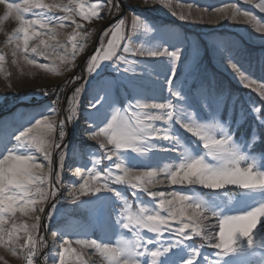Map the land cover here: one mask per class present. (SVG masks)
Listing matches in <instances>:
<instances>
[{
    "label": "snow or ice",
    "instance_id": "1",
    "mask_svg": "<svg viewBox=\"0 0 264 264\" xmlns=\"http://www.w3.org/2000/svg\"><path fill=\"white\" fill-rule=\"evenodd\" d=\"M161 3L171 10L166 0ZM0 6L4 9L0 25L10 19L16 22L4 41L11 64L23 62L54 75L71 72L86 52L90 36L86 25L106 20L121 7L119 0H0ZM194 6L188 4L189 9ZM256 7L264 12V0ZM212 12L210 23L256 21L236 3L226 2ZM171 15L177 16L176 11ZM190 18V12L178 16L181 21ZM137 28L146 37L138 47L132 40ZM255 31L264 39V24L257 22ZM99 40L86 59L88 87L82 84L67 97L66 116H59L58 95L43 111L18 112L13 120L0 121V264H9V256L21 264H38L47 247L39 234L42 215L46 205H50L49 222L62 214L59 193L69 155L81 165L74 172L81 182L77 186L71 181L67 198L77 208L106 214L100 225L105 238L89 239L86 231L53 230L52 237L60 239H53L43 264H230V260L264 264V154H255L257 144L264 143L262 116L256 115L257 125L246 137L237 138L235 122L219 118L225 96L216 91L214 82L186 91L178 79L183 51L171 31L137 16L131 34L126 35L125 21L120 19L104 28ZM219 55L242 87L264 100V82L246 75L231 54ZM129 56L157 59L148 63ZM197 56L194 49L192 62L185 65L186 78H195ZM7 59L8 54L0 51V72ZM109 67L115 77L103 75ZM80 79L73 75L62 87ZM165 86L174 100L158 101ZM43 94L47 96L48 90ZM232 108L231 103L229 113ZM250 108L251 114L260 112L259 106ZM81 120L83 132L96 142L102 156L64 143L67 126ZM173 124L180 125L188 138L182 139ZM160 153L175 156L160 168L151 163L160 159ZM104 160L109 164L101 168ZM165 184L180 187L152 190ZM113 185L124 186L133 201ZM241 223L243 227L238 226ZM165 234L170 238L165 240ZM195 238L203 243L197 246ZM205 247L214 253L204 252Z\"/></svg>",
    "mask_w": 264,
    "mask_h": 264
},
{
    "label": "rangeland",
    "instance_id": "2",
    "mask_svg": "<svg viewBox=\"0 0 264 264\" xmlns=\"http://www.w3.org/2000/svg\"><path fill=\"white\" fill-rule=\"evenodd\" d=\"M20 2V0H15ZM120 10L117 12L113 10L111 15L107 16L104 21H93L91 24L86 25V29L90 32L89 39L87 41L86 52L81 54L76 60V67L71 72H63L60 75H54L51 72L45 73L42 69L35 68L31 65L21 62L20 65L11 64V55L9 48L5 47L4 41L6 39L5 33L11 32L16 26L14 20L5 21L0 25V51L8 54V59L5 63V71L0 72V101L6 100L12 96H18L17 107L14 106L9 112L0 115V121H11L14 119L18 112L28 111H43L49 105V95L43 96V90L49 88L58 89L61 88L65 80H69L73 75L80 76L82 79L77 80L75 83H70L65 88L64 100L61 104L59 116H66V109L68 107L67 97L71 96L76 87H80L82 84L85 88L88 87V74L86 73V59L87 55H90L95 47L99 44L100 35L104 28L124 19L126 35L131 34L134 27V17H140L142 21L146 20L150 25H155L161 28L163 31H171L176 34L178 42L181 44L183 51V62L178 64L179 73L178 79L183 81V85L186 91L194 92L201 83L214 82L216 91L223 93L225 96V103L223 110L220 114V119L235 122L234 131L237 138L246 137L253 127L257 125L256 115L262 116L261 123L264 124V115H262V107H264V100H262L258 92H253L251 89L242 87L239 83V77L228 66V61L221 60L219 53L222 51L224 56L231 54L232 59L238 64L240 69L251 78L264 82V39L259 38L260 34L256 33V23L264 24V12H261L257 4L260 0H253L252 3H246L245 0H166L170 3L171 10L176 11L177 16L171 15V10L166 8L161 0H119ZM226 2L236 3L242 11H249L256 17V21L244 22L242 19L233 21L229 19L216 20L214 23H210L209 20L213 19L215 14L212 12L214 7H220ZM194 4L195 6L189 9L188 4ZM207 9V12H204ZM3 6H0V15H3ZM191 13V18L186 21H181L178 16L182 13ZM203 17V18H201ZM71 30L70 28L68 29ZM218 30H227L232 34L212 33ZM146 39L142 35V29L137 28L136 32L132 34V40L135 46H139L142 40ZM260 48V49H258ZM198 52V56L194 62L195 78L189 75L185 77V65L191 61V53L193 50ZM130 59H136L137 61H144L148 63L154 62L157 58L149 57H131ZM162 59V58H160ZM107 63V62H106ZM123 67V66H122ZM104 76L115 77L116 73L112 71L111 67L105 69ZM37 92H41L37 94ZM119 94V89L117 90ZM30 95H36V99L31 101ZM44 95V94H43ZM83 96L84 93H81ZM131 95V93H129ZM121 99L123 97L121 96ZM158 101L164 99H173L168 96L165 90L157 97ZM38 100V101H37ZM233 105L231 113H229V106ZM259 106L260 112L257 114H251L250 106ZM199 109V105H195ZM86 115V113H84ZM202 116L207 117L208 113L203 111ZM58 116V118H59ZM157 127H164L162 122H155ZM85 125L83 121H77L75 125L67 126V137L64 141L65 144L71 148L73 145L77 148H86L89 152L95 151L97 156H102L103 152L99 149L95 141H92L88 135L83 132ZM175 131L181 136L182 139L188 138L189 134L178 124H173ZM158 143L167 146V142L163 140L157 141ZM2 150V147H0ZM255 154L259 157L264 154V143L257 144L255 148ZM160 159L154 160L151 163L157 164L160 168H163L165 164L171 163L174 158V153H160ZM42 159V158H41ZM58 159L54 154V161ZM109 164L107 160H104L100 167H105ZM54 163V168H55ZM81 166L79 161L72 158L69 155V159L65 162L64 170V184L61 186V192L59 193L60 207L62 214L56 216L49 222L46 219V213L50 210V205L45 206V215H42L39 234L43 235L47 242L40 257H38V264H43L44 253L52 250L53 239L59 240L60 238L52 237V231H86L89 239H104V233L101 231L100 225L105 222L106 214L98 212H89L86 208H77L67 198V193L71 187V181L75 180L78 183L81 182L78 175H74L75 168ZM88 167H91L89 162ZM69 168L71 170H69ZM86 174V173H85ZM163 179V177H161ZM125 192L129 201H133L130 192L121 185H113ZM180 186H169L167 184L157 186L152 189L154 191H170ZM207 190H202L206 192ZM108 195V194H98ZM234 195V193H230ZM82 199H87L86 197ZM145 202L149 201L147 195L143 196ZM227 201V197H224ZM115 217H113L114 221ZM215 223V221H212ZM44 224H48V228L43 227ZM218 231V228L216 229ZM130 237V233H126ZM146 236L153 234L145 233ZM72 238H75L74 236ZM170 237L165 234L164 239ZM264 239V238H262ZM193 243V242H190ZM194 243L199 246L203 241L200 238H195ZM58 247V244H57ZM204 252L211 255L215 250L205 247ZM2 252V250H0ZM9 264H21L19 260L13 257H7ZM98 259V258H97ZM234 259V258H233ZM253 259H259V257H253ZM232 264V260H230Z\"/></svg>",
    "mask_w": 264,
    "mask_h": 264
},
{
    "label": "built area",
    "instance_id": "3",
    "mask_svg": "<svg viewBox=\"0 0 264 264\" xmlns=\"http://www.w3.org/2000/svg\"><path fill=\"white\" fill-rule=\"evenodd\" d=\"M65 92L66 91L64 87H61V88L59 87L58 89L49 88V93H48L49 103L52 105L53 102L57 100V96L59 95L60 100H59L58 107L61 108L60 106L64 100ZM20 101H22V99L18 101V96H12L6 100L0 101V115L5 114L6 112H9L14 106L17 107L18 102Z\"/></svg>",
    "mask_w": 264,
    "mask_h": 264
},
{
    "label": "trees",
    "instance_id": "4",
    "mask_svg": "<svg viewBox=\"0 0 264 264\" xmlns=\"http://www.w3.org/2000/svg\"><path fill=\"white\" fill-rule=\"evenodd\" d=\"M221 33V34H232V33H230L229 31H227V30H218V31H215V32H212V33ZM258 49H260V48H258ZM41 92H37V94H40ZM42 96H43V98L45 97V95H43V94H41ZM36 95H30V100L31 101H33V100H35L36 99ZM38 101V100H37ZM262 115H264V107H262Z\"/></svg>",
    "mask_w": 264,
    "mask_h": 264
},
{
    "label": "clouds",
    "instance_id": "5",
    "mask_svg": "<svg viewBox=\"0 0 264 264\" xmlns=\"http://www.w3.org/2000/svg\"><path fill=\"white\" fill-rule=\"evenodd\" d=\"M238 226H240V227H243L244 225L241 223L240 225H238Z\"/></svg>",
    "mask_w": 264,
    "mask_h": 264
}]
</instances>
